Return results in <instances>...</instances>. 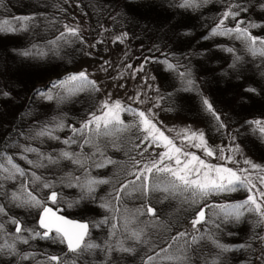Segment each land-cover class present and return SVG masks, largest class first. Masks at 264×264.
Here are the masks:
<instances>
[{
	"label": "snow or ice",
	"instance_id": "obj_1",
	"mask_svg": "<svg viewBox=\"0 0 264 264\" xmlns=\"http://www.w3.org/2000/svg\"><path fill=\"white\" fill-rule=\"evenodd\" d=\"M213 2L223 5V10L215 18L206 38L226 37L239 41L248 56L264 65V36L253 35L252 32L264 29V21L258 22L251 16L240 18L241 13H248L250 8L264 13V0H173L171 6L197 11ZM56 8L64 11L59 4ZM45 21L49 27H55L57 23L55 17L38 19L36 14L0 19V34L25 33L31 36ZM58 32L54 39H47L43 44L32 42L28 48L17 50L18 55L32 60L63 59L61 53L65 48L77 42L83 43L78 24L64 23L63 30ZM113 39L123 44L127 33L121 32ZM90 47H95V44ZM222 50L232 55L231 67L236 68L242 63L243 57L237 54L234 46ZM164 56L165 59L155 62L176 77L180 90L195 91L200 96L202 110L211 118L209 123L216 130L227 131L221 114L200 93L190 67L179 60L170 62L167 53ZM150 59L145 57L141 65L134 69L133 77L135 73L144 71V63ZM132 67L127 65V68ZM261 75L264 76V72ZM99 91L96 81L90 79L86 71H80L51 82L48 88L35 89V96L62 103L82 92L91 94ZM154 91L159 94V87ZM245 92L260 95L251 86L245 88ZM10 96V92L0 90V97ZM170 96L159 94L154 100L149 97L147 101L139 96L130 97L136 104L151 101L152 108L146 110L118 99H104L85 114L79 127L66 124L65 116L58 115L38 127L20 131L14 129L13 134L5 138L8 142L0 141V198L7 202L0 203V257L6 258V264H95L88 257L97 251L104 255L101 264H108L114 252L136 255L138 247L143 248L139 257L141 264H227L223 259L226 253L255 251L252 242L256 241L264 247V164L249 157L244 151L246 145L237 144L234 135L228 136L226 154L225 147H211L201 129H193L190 125L180 129L162 127L163 122L158 120V113L153 109L160 108L161 101ZM124 114L131 119L125 120ZM245 123L252 135L264 143V120L252 119ZM65 129L71 134L61 139L57 133ZM166 131L172 135H167ZM20 137L29 143L20 144ZM49 140L61 142L65 147L53 153L32 146V142L44 144ZM13 143L20 153L19 159L30 169L55 170L65 162L71 167L55 180L48 179L17 162L16 154L8 152ZM157 148L163 151L157 153ZM191 148L221 163H210L188 150ZM109 149L124 151L127 160L120 162L113 159L108 155ZM145 153L148 155L145 156ZM28 154L34 158L30 159ZM137 156L142 159H137ZM109 166H114L115 170L108 177L92 174L95 169ZM9 181L18 182L15 190L5 189V183ZM58 185L78 188L81 195L68 200L56 191ZM101 185H108L109 188L105 196L97 197L96 191ZM44 189L49 190L47 196L40 194ZM239 191L247 193L242 201L221 203L212 200L213 197ZM81 201L97 203L107 214L100 220L88 221L69 219L60 214L64 207H79ZM130 201L132 207L128 206ZM165 201L174 202L176 207L171 212L160 209L158 213L156 205ZM49 205L56 207L54 209ZM9 206L38 212L35 224L28 225L15 215H9ZM184 213L189 214L191 232L185 229L170 235L174 228L182 227ZM249 221L252 231L245 243L230 245L222 242L220 236L225 225ZM8 225L14 226V231H10ZM101 226L107 227L108 234L107 239L98 243L92 238V232ZM37 240L63 245L65 250L54 254L47 250L36 252L20 248V245L31 248ZM162 244L165 246L161 247ZM208 244L214 252H205Z\"/></svg>",
	"mask_w": 264,
	"mask_h": 264
},
{
	"label": "trees",
	"instance_id": "obj_2",
	"mask_svg": "<svg viewBox=\"0 0 264 264\" xmlns=\"http://www.w3.org/2000/svg\"><path fill=\"white\" fill-rule=\"evenodd\" d=\"M40 1L44 3V8L40 6L38 9H34L36 1L29 6V9L37 10V13L24 11L19 13L44 15L47 19L55 17L57 21L55 27H49L46 21L43 23L45 30L53 32L47 39H54L59 34L58 30L62 31L60 17L56 15L58 2L57 0ZM90 1L92 7L88 6L93 8L94 11L90 9L89 12L91 19L96 20H93L94 23L98 21L95 12H99L103 7L118 8V13H122V15H118L117 19L114 18V24L122 25L126 31L130 32L132 38L136 37L137 41L147 48L145 54L151 58L147 62L152 65L163 89V95L167 97L168 94H171L169 99L164 100L167 109L171 108L177 113H185L190 118L199 119L198 116H200L203 119L200 96L195 91L184 92L180 90L181 85L176 77L162 64L155 62L157 59H165L164 53L168 54L167 58L170 62L176 63L179 60L181 64L189 66L192 78L195 80L200 93L215 105H222L226 109L230 108L231 113H228L230 116L233 114L237 122L245 123V121L256 117L264 118V76L261 75L264 72V65H261L259 60H253L248 56L239 41H232L226 37L206 38L209 36L210 28L214 25L215 18L223 10V5L213 2L197 11H191L172 7L173 0ZM2 3L0 19H7L10 4L15 5V2L2 0ZM16 12L18 11L14 13ZM107 12L109 13L107 18H110L112 15L110 13L111 9ZM248 16L258 22L264 21V13L255 8H250L248 13H241L240 18H247ZM252 32L253 35L264 36V29H254ZM24 37L23 33L16 35L0 34V90L10 91L12 94L19 93L18 96H12L11 94L9 98L0 97V141L2 142H8L5 138L13 134L14 129L20 131L31 128V112L34 110L29 111V108L32 107V103L37 97L35 96V89H43V86L55 81L53 79L68 70L69 64L77 62L80 56H83L79 52L81 47L79 48L77 44H74L61 53L64 56L63 59L32 60L22 57L18 55L17 50L28 48L35 35H31L28 39ZM41 38L43 39L42 36ZM38 39L40 38L38 37ZM233 46L237 49V54L243 57L242 63L238 64L236 68L231 67L232 55L222 50V48ZM237 70L240 72L239 75H237ZM244 72L249 73V78ZM249 86L256 88L260 95L245 92V88ZM83 104V98L80 97L77 102L65 107L66 111L71 112V114H67L69 118H72L70 119L71 122L77 119L76 110H79ZM25 113H27L26 116ZM208 126L209 129L213 128L210 123ZM248 145L255 155L264 160V143L253 139L248 142ZM110 152H114L113 159L120 161L118 156L122 151L109 149L108 154ZM114 170L115 167L111 166L108 171L95 169L92 174L108 177ZM108 187V185H101L96 191V196H105ZM68 189V187H61V190ZM156 207L158 213L160 209L171 212L176 205L174 202L165 201L162 204H157ZM78 210L77 217L83 221L91 220L90 218L93 216L95 220H100L107 214L98 207L97 203L87 201H81ZM188 219L189 214L184 213L182 222ZM227 227L224 243L230 245L245 243L252 231L250 221L238 225L230 224ZM175 230L176 228L172 231ZM228 233L234 234L229 235ZM107 234V227L101 226L93 230L92 238L96 242L102 243L107 239ZM252 243L255 248V242ZM41 246V243L36 244L39 249L45 248ZM137 252L142 253L143 248L138 247ZM139 257L140 255L134 259L139 260L138 262L141 264ZM225 257L227 264H256L254 251L250 250L229 252L224 255L223 259ZM230 257L231 260H229ZM89 260L95 261V264H101L104 255L97 251L95 255L90 256ZM130 260L131 258L123 261L119 259L120 262H125V264H129ZM1 262H6V258Z\"/></svg>",
	"mask_w": 264,
	"mask_h": 264
},
{
	"label": "rangeland",
	"instance_id": "obj_3",
	"mask_svg": "<svg viewBox=\"0 0 264 264\" xmlns=\"http://www.w3.org/2000/svg\"><path fill=\"white\" fill-rule=\"evenodd\" d=\"M15 2V5L10 4V9H8L9 13L7 15V19H11L14 16H22V15H28L27 13H37V10L29 9V6L32 5L35 1V7L34 9H38L40 6L44 8V3H42L40 0H11ZM58 4L64 9V11L57 10L56 15L60 17V23H61V29L63 30V24H72V25H79L81 29V36L83 38V43L77 42L76 44L81 49L79 50L80 54L82 53L83 56H80V59L77 62H72L68 65V70L66 72L61 73V75H58L56 79L53 80H60L62 78H66L70 74L78 73L80 71H86L89 74L90 79H93L96 81L100 91L94 92V93H87L82 92L76 96L70 97L63 101L62 103H57L55 100L49 102L46 100H42L40 97H36L35 100L32 103L31 109L34 110L31 112L32 115V124L31 127L35 126L38 127L40 124H43L47 121H50L53 117H56L58 115H64L65 116V123L68 125H74L76 127L80 126V122L83 120L85 114L90 111L94 110V104L103 101L104 99H111V100H121L126 104H130L132 107H138L141 110H146L149 108H152V102L148 101L144 104H136L133 103L130 97L133 96H139L140 99L146 100L151 97L153 100L159 95L163 94V89L160 85L159 80L157 79L154 70L152 68L151 63L145 62L144 63V71L135 73V76L133 77L134 69L139 67L141 63L145 60L147 48L142 46L138 41L136 37H131V34L129 31H126L122 25L120 24H114L115 20L117 19L118 15V8H111V6L103 7V9H100L99 12H95V14L98 16V21L94 23L93 20L90 17V9L94 11L92 7V3L90 0H57ZM77 5H80V7H77ZM90 5L91 7H89ZM111 9V16L110 18H107V15L109 14L107 11ZM13 12H12V11ZM15 11H18L14 13ZM21 11L27 12L25 13H19ZM21 14V15H20ZM31 15V14H30ZM6 18V17H5ZM37 18H45L44 15L37 14ZM96 21V20H95ZM44 25L41 24L39 27L35 30V37L33 38V42L36 41L40 44H43L47 37L50 36L53 32L47 31L44 28ZM104 29H108V31H104ZM121 32L127 33V39L123 44L119 42H114V37L119 35ZM22 34V33H21ZM24 34V38L28 39L30 36L28 34ZM43 39L41 38V36ZM40 39H38V37ZM100 41H103V43H100ZM95 44V47H90V45ZM66 50V48H65ZM64 50V51H65ZM74 51V50H73ZM57 59V58H56ZM107 62V63H106ZM131 64L133 67L127 68V65ZM256 67V66H255ZM243 68V67H242ZM239 70H237V75H239ZM245 75H247V78H249V73L244 72ZM151 77H155V80L150 79ZM145 79H147V83H145ZM53 82V81H52ZM43 86V88H48L49 85ZM159 87L160 93L154 91V88ZM55 91V90H54ZM10 92V91H8ZM12 94V93H11ZM19 93L12 94V96L16 95L18 96ZM63 94V93H61ZM83 98V105L80 107L79 110H76V114L78 117L77 119H74L73 122H71L70 119L67 116V114H71V112L66 111V106L71 105L74 102H77L79 98ZM21 98V97H20ZM16 99V98H15ZM235 104V103H232ZM214 107L217 109V111L221 114V118L224 121V123L227 125V131L225 130H216L214 127L209 129V121L210 117L203 111L202 117L203 119L199 117L197 118H190L189 115H185V113H177L173 110H168L166 103L164 101H161V107L160 108H154L153 111L158 113V120L163 122V126H166L167 128H174V129H180L184 126H191L193 129H201L205 132L206 139L208 141V144L213 147L214 149H217L219 147H225V151L227 154V148L226 146L229 145V139L228 136L234 135L236 136V143L240 144L242 147H244L245 153L251 157L254 161L264 164V160L260 158L258 155H255L252 150L248 147V142L257 139L249 130V126L246 123H239L237 122V119L232 114L230 116L229 113H231V109H226L222 105H215L213 103ZM231 106V105H230ZM229 112V113H228ZM207 117V118H206ZM206 120H205V119ZM125 120H130L131 117H129L127 114H124ZM254 119H262L256 117ZM208 121V123H206ZM212 125V124H211ZM223 133V134H222ZM61 139L68 137L71 133L68 129H65L64 131H61L57 133ZM167 135H172V133H168L166 131ZM258 140V139H257ZM20 144H27L29 143L25 138L20 137L19 141ZM177 143H179L177 141ZM32 146L34 147H41L43 151L46 152H57L60 149L64 148L63 144L61 142H58L56 140H49L46 141L44 144H39L37 142H32ZM78 150V149H77ZM87 150V149H85ZM189 151L195 152L197 155L201 156V158L208 160L210 163L217 164L221 163L220 161L216 159H212L210 157H205L203 155V152L191 148L188 149ZM122 151V150H121ZM149 151H152L150 149ZM157 153L163 151V149L157 148L155 149ZM9 153H15V158L17 159V162L24 167L27 170H35L37 171V174H43L46 178L55 180L58 176L63 175V173L67 172L69 168L71 167L70 164L65 162L61 165L58 169H30V166L27 165L23 160L19 159V151L15 148V144L13 143V146L8 149ZM114 152H110L108 155L112 157ZM29 158H34L31 154H28ZM148 154L145 153V156ZM120 159V162H124L127 160V156L125 155L124 151L121 152V154L118 156ZM137 159H142L141 157L137 156ZM229 167H233V165H228ZM102 168V171H108L109 168ZM101 173V172H100ZM99 173V174H100ZM79 174V173H77ZM18 186V182L9 181L5 183V189L6 190H15V188ZM61 187L64 188L62 185H58L56 188V191L61 192L62 195L68 199L73 200L78 197L80 193L78 188L74 187H68V190H61ZM109 188V187H108ZM107 188V190H108ZM106 190V191H107ZM47 189H44L41 191L42 196L48 195ZM73 191L74 193H72ZM77 191V192H75ZM77 193V195H76ZM247 193L244 191L234 192L227 196H219V197H213L212 200L214 202H236V201H242L246 198ZM0 203H7L2 198H0ZM138 203V202H137ZM55 209L56 205H49ZM129 207H132L131 201L129 202ZM9 211V215H15L16 217L22 219L24 222H26L28 225L35 224L37 218H38V212H28L25 209L22 208H12ZM79 208V207H78ZM77 207H64V210L60 213L69 219H76L81 220L79 217H77V212L79 211ZM70 216V217H69ZM91 220H95L94 216L90 218ZM83 221V220H81ZM86 221V220H84ZM88 221V220H87ZM230 226V224H228ZM224 226V231L220 236V239L222 242H225V230L228 228L227 226ZM8 228L10 231H14V226L8 225ZM187 229L189 232H191V224L186 220L185 222H182V227L176 228L175 231H172L170 235H175L178 231H183ZM41 243L43 247L45 248H38L36 247V244ZM163 245V244H162ZM161 247H164L163 245ZM255 245V251H254V257L256 264H264V247L260 245L258 241L254 243ZM41 246V247H42ZM20 248L22 250L27 251H44L47 250L49 252H52L54 254H60L62 251H64L63 245H56L51 244L48 241H40L37 240L34 242L33 247L29 248L28 245H20ZM206 253L209 251H213L211 245L208 244V247L205 248ZM137 255H128L124 253H117L114 252L109 259L108 264H125V262H120L123 260H126L127 258H131L130 263L131 264H140L136 259H134L136 256L138 257L142 253L137 252ZM133 256V257H132ZM257 257H260V259H257ZM3 257H0V264H6V262H1L3 260ZM90 259V257H88ZM120 259V261H119ZM226 259V257H225ZM231 260V257L229 258ZM129 263V264H130ZM25 264H30V262H25Z\"/></svg>",
	"mask_w": 264,
	"mask_h": 264
}]
</instances>
